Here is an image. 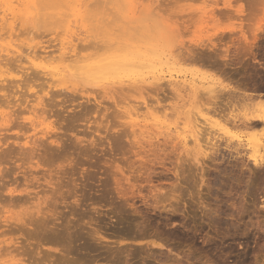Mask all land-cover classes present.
<instances>
[{"label":"rangeland","instance_id":"obj_1","mask_svg":"<svg viewBox=\"0 0 264 264\" xmlns=\"http://www.w3.org/2000/svg\"><path fill=\"white\" fill-rule=\"evenodd\" d=\"M70 1L35 0L29 20L21 18L17 20L12 40L8 38V35L5 40L3 39L7 27L0 21V26H4V29L0 31L3 39L0 59L11 64L17 61L15 67L8 64L10 68L13 67L14 76H8L9 78L6 79L8 81L2 82L3 86L8 82L5 88L10 84L16 86L11 81L12 78L19 82L18 80L25 79V76H34V74H36L34 84L41 83L37 87L34 85L35 88L29 89L28 92L27 88L25 89L26 84L22 83L24 79L19 82L20 85L14 81L19 87L9 86V89H4L0 94H8L10 100L14 98L18 100V103L21 100L20 103L23 105L21 108L27 103L23 101V98L34 99L32 97L34 92L43 94L45 101L41 104L44 105L40 104L37 107L50 110L48 113L46 110L45 117L48 116L47 122H52L54 126L47 136L58 137L59 140L49 148L50 140L39 132L38 137L44 138L45 146L47 144L48 146L35 147L39 149L38 153H35L36 159H32L34 165L32 168L24 163L27 162L29 155L24 157L25 165H22V159L18 161V164L24 168H19L17 162H14L17 157L23 156L18 155L19 153L17 157L15 155V158L14 154H11L13 159L10 161L6 158L7 161L4 162V158H0V203L8 195L3 184L18 176L20 177L18 181L21 178L23 181L25 171L26 175H30L29 179L35 177L32 183L36 181L34 182L36 187L46 184V176L47 180L53 176L54 180L51 179V181H55V187L58 188L55 194L57 196H54L56 200H52L56 204L52 202L50 204L52 206L49 205L48 216L41 217L50 224L36 217L37 220L50 226L51 233L45 230L46 224L38 225L36 219L33 224L29 221L28 223L25 220L26 216L24 218L23 214L20 215L23 202L7 203L4 207L0 204V211H3V213L0 212V264H125L126 258H129L130 264H189L190 262V264H216L218 261L219 264L226 262V264H232V262L241 264V260L242 264H264V227H262L264 225V167L260 166L261 169L255 165L248 157L246 150H244L245 154L240 156L237 153L236 149L241 147L236 144L247 137L246 133L228 125L229 134L224 135L223 131H218L216 134L219 139L218 143L216 138V153L213 149L209 151L208 156L202 154L204 157L194 144L191 145L190 141L185 144L181 138L176 140L173 134H170L171 137L166 135L173 131L174 136L177 137L178 130L182 127L188 125L186 129H189L191 123L189 116H193L190 115L191 112L197 111L200 104L202 107H210L212 99L207 94L210 90L214 92L219 90L218 94L222 93L219 96L221 98L217 99L218 105L221 101L222 107L217 106L222 113L217 111L215 115L212 111L207 116H211L222 125L227 124L219 113H242L240 106L237 108L224 106L228 97L226 92L229 89L240 93L244 91L243 93L249 95H256L259 90L257 95L261 91L264 95V0H151L153 4L149 2L150 0H144L140 3L139 12L134 16L128 14V5L125 0H90L79 21H76L72 15V10L68 6ZM144 3L146 6L142 7ZM149 6L150 10H145ZM68 24L73 27L74 37L83 38L89 35V38L83 41L75 39L76 44L79 43L77 51L80 55H92L91 57L96 58H92L93 60H99L102 55L106 57L109 54L124 53L127 50L121 51V48L130 46L127 49H139L145 54V63L152 61L154 67H143L135 75L122 74L103 81H87L81 77H75L76 71L69 67L67 78L70 80L68 82L70 86L54 87L56 90H62L61 96L60 94L59 96L57 94L58 97L54 94L51 96L52 93H47L48 91H45V95L39 91V88H41L40 85L48 83L44 86L48 90V78L39 72L40 67L32 66L36 68V71H30L31 64L24 58H27L33 49L38 51L40 48L41 51L46 45L51 50L58 49L56 52L53 51V54L56 53L55 57L57 54L59 56L61 39L67 35ZM6 42L14 44L15 52H11L12 55L9 53L10 56L7 51H1ZM249 43L252 45L249 47H253L252 51H248ZM98 45L101 48H97ZM119 46L120 48H116ZM108 47H113L115 50ZM153 49L163 50L165 53L159 58L153 53ZM17 55L23 58L20 59L21 62ZM11 60L14 61L11 62ZM22 70H28L26 73L30 74L25 73V75ZM43 77L46 78L44 81ZM71 82L76 84L73 85ZM54 88H49V92H54L51 91L55 90ZM24 90L27 98L23 94ZM144 100L153 105L152 111L156 117L158 114L160 117L162 113L159 111L162 108H168L166 112L168 111L169 121H166L164 117L158 120V117L153 115H147L150 120L145 117L143 121L142 117L146 112L142 113L138 119L141 120V125L145 122L153 125L156 132L165 130L163 134L152 135V137L135 134L139 126H133L131 119L124 112H126V106L132 103L133 106L134 103L135 106H141L140 111L144 112L146 110L142 103ZM168 106L171 109L177 108L179 111H170ZM153 108L159 111L155 112ZM192 108L194 111L191 110ZM187 111H191L189 115ZM27 113L25 112L24 115L29 116ZM123 115L124 118H122ZM185 116H188L187 119ZM173 117L175 119H172ZM10 126L13 128L0 130V137L11 136L7 143L12 147L15 145L14 139H18L14 136H19L18 142H20V140L24 141L25 132L33 134L32 129L28 128L29 124L27 128L14 127L13 123ZM0 127L7 126H2L0 121ZM127 127L130 133L126 130ZM123 131L126 132L123 133ZM220 133L222 135H219ZM8 144L2 146V149L7 148ZM172 145H175L174 148ZM15 147L19 150L18 143ZM243 149L242 147L241 151ZM51 154L53 155L50 156ZM39 155L41 157L38 158ZM241 158L248 159H243L245 165ZM36 162H41L38 168ZM2 170L6 173L1 172ZM176 175L179 176L176 177L177 181ZM1 178L4 180L2 181ZM39 178L40 181H38ZM173 181L176 182L177 189ZM58 183L62 185L58 186ZM154 184L156 186H153ZM39 189L40 187L36 190ZM174 191L176 195H173ZM158 193H161V196ZM209 218L213 220V223L215 221L217 226L215 223L213 225ZM34 224L38 225L37 227L41 226L43 231L40 228L41 232L37 228L35 230ZM64 227L70 232L64 230ZM51 228L53 231L63 229L60 230L63 233L57 231L53 234ZM67 232L71 233V236ZM231 247L233 248L230 249ZM65 249L69 253L72 252L74 256H80V253L82 255L85 252L84 257L88 256L87 258L91 261H86L85 258L84 261L79 259L69 263L54 258L55 253L59 255L61 251L65 252ZM114 256L115 259H113Z\"/></svg>","mask_w":264,"mask_h":264},{"label":"bare ground","instance_id":"obj_2","mask_svg":"<svg viewBox=\"0 0 264 264\" xmlns=\"http://www.w3.org/2000/svg\"><path fill=\"white\" fill-rule=\"evenodd\" d=\"M89 1L90 0H71L70 2H69V5L68 6H70V8H71V10H72V15L74 16V18L76 19V21H79L80 19H82V17H83V14H84V9H85V7L87 6V4L89 3ZM121 1V0H120ZM124 1V0H123ZM126 2H127V4L126 5H128V11H129V15H131V16H134L137 12H139V10H138V8L140 9V7H141V2H143L144 0H125ZM146 1V0H145ZM149 1V0H148ZM125 2V3H126ZM149 2H151V0L149 1ZM148 2V3H149ZM147 3V4H148ZM152 3V2H151ZM151 3H149L150 5H151ZM103 4V3H102ZM124 4V3H123ZM139 4H140V6H139ZM153 4V3H152ZM35 5V0H0V15H1V13H2V15H1V17H0V21H2V25H4L5 27H7V28H5V29H7V31H5L4 33H5V36H4V40L6 39L5 37L7 36L8 38H10L11 39V37L13 36V34H14V30L16 29V27H17V20L19 19V18H21V19H24V20H26V21H28L29 20V15L31 14V12H32V9H33V6ZM143 5L144 6H146V4L144 3V4H142V7H143ZM88 7V6H87ZM144 9V8H143ZM142 9V10H143ZM150 10V6L147 8V9H145V10ZM154 9V8H153ZM141 10V11H142ZM148 10V11H149ZM142 12H144V11H142ZM214 12V11H213ZM213 12H211L212 13V15H214L213 14ZM208 13V12H207ZM210 14V13H209ZM70 16V15H69ZM212 17H214V16H212ZM135 18V17H134ZM71 20V19H70ZM73 20V19H72ZM72 22V21H71ZM3 26V27H4ZM65 26V25H64ZM1 27V26H0ZM3 27H1L0 28V31L1 30H3L4 28ZM19 28V27H18ZM67 31V35L66 36H64V38H62L61 39V43H60V45H61V47L59 48V51L61 52V54H59V56H58V54H57V56H58V59H57V56L55 57V55H56V53H55V55L53 54L54 52L53 51H55L54 49L53 50H51L49 47H46V46H43V47H45V48H43L41 51H40V48L38 49V51H36V50H32L31 52H29V55L27 56V58H24L25 59V61L26 60H28V62L31 64V70L28 68V70H30V71H34L35 69L34 68H32V66H36V67H40V73H43V75H45L48 79V81H49V87H48V90L44 87L45 86V84H48V83H45L44 85L42 84V85H40L41 86V88H39V91H41L42 93H44L45 95H46V92L45 91H48L47 93H52V95L51 96H53V94L55 95V97L57 96V94H58V96H59V94H60V96H61V93H62V90H56L54 87H59V86H70V85H68V82H70V80L67 78V75H68V73H67V69L70 67V69L71 68H73L76 72H74L75 74V77H81V78H83L84 80H87V81H103V80H110L111 78H113V77H118V76H120V75H135V74H137V73H139V70L141 69V68H143V67H148V68H153L154 67V64L152 63V61H149L148 63H145V61H146V58H145V54L142 52V51H140L139 49H127L128 47L130 48V46H126V47H124L123 49L121 48V51H124V49H126L127 51L126 52H124V53H119V54H114V55H108V56H106V57H103V55H102V57H101V59H99V60H95L96 58L95 57H91L92 55H80L79 54V52L77 51V50H79V49H77V45H79V43L78 44H76V42H75V39H78V40H80V41H83V40H86V38H89L88 36L87 37H83V38H80L79 36L76 38V37H74V33H72L74 30H73V27L70 25V24H68V26H67V29H66ZM82 30V29H81ZM65 32V33H66ZM7 33V34H6ZM70 33V34H69ZM78 35H79V33H78ZM2 33H0V47L1 46H3V43H2ZM12 40V39H11ZM5 42V41H4ZM13 43H14V41H12ZM12 42H6V44L4 45V47L2 48V50L1 51H7V54L9 55V53H14L15 52V49H14V44L12 43ZM16 45V44H15ZM81 45V44H80ZM110 45V44H109ZM114 45V44H113ZM117 46H118V43L116 44ZM249 45H251L250 43L248 44V47H249ZM17 46V45H16ZM103 46V45H102ZM120 46H122V44L120 45ZM120 46L119 47H116V48H120ZM252 46V45H251ZM41 47V46H40ZM85 47H87V45L85 46ZM101 48V46L100 45H98L97 46V48ZM140 47V46H139ZM239 47V46H238ZM245 47V46H244ZM36 48V47H35ZM82 48V47H81ZM81 48H80V50H81ZM109 48V47H108ZM111 48V47H110ZM109 48V49H110ZM259 48V47H258ZM20 49V48H19ZM57 49V48H56ZM106 49V48H105ZM112 50H115V49H113V47L111 48ZM142 49V48H141ZM147 49V48H146ZM245 51H246V49H247V46H246V49L245 48H243ZM249 49V50H248ZM247 50L248 51H250L251 49H253V47H249ZM58 50V49H57ZM56 50V51H57ZM102 50V49H101ZM117 50V49H116ZM243 50V51H244ZM258 50V49H257ZM23 51V50H22ZM55 51V52H56ZM96 51H98V50H96ZM106 51H108L107 49H106ZM106 51H103V52H105L106 53ZM110 52H111V50H109ZM244 51V52H245ZM252 51V50H251ZM99 52V51H98ZM97 52V53H98ZM237 52V51H236ZM12 53H11V55H12ZM24 53V52H23ZM94 53H96V52H94ZM115 53H117V52H115ZM153 53L156 55V56H158L159 58H161L163 55H164V51L163 50H158V49H153ZM18 54V53H17ZM20 54V53H19ZM26 55V54H25ZM238 55V54H237ZM240 55V54H239ZM6 56V55H5ZM10 56V55H9ZM18 56V55H17ZM242 56V55H241ZM1 57V56H0ZM12 57V56H11ZM19 57V56H18ZM98 57V56H97ZM172 57V56H171ZM7 58H9L8 56H7ZM22 58V57H21ZM20 57H19V60L21 59ZM92 58H95L94 60L92 59ZM11 59V58H10ZM10 59H8L9 61H10ZM23 59V58H22ZM7 60V59H6ZM14 61V60H13ZM12 60H11V62H13ZM58 63H57V62ZM8 62V61H7ZM3 62L1 59H0V93H2V91L4 90V89H7L9 86H11V84L10 85H8V87H6L5 88V86L9 83H7V84H5V86H3V84H2V82H5V81H8V80H6V79H8L9 77L8 76H14L13 74V72H14V70H13V67L12 68H10L9 66L10 65H13L14 67H15V63L17 62V61H15V63L13 64H11L10 62ZM19 62V61H18ZM20 62H21V60H20ZM22 62H24V61H22ZM27 62V61H26ZM25 62V63H26ZM170 63H171V61H169ZM54 63H57V64H54ZM8 64H9V66H8ZM18 65H20V64H18ZM29 65V64H28ZM21 66V65H20ZM30 66V65H29ZM157 66V65H156ZM18 67V66H17ZM262 67H263V65H262ZM17 70V69H16ZM27 70V71H28ZM259 70V69H258ZM23 71V70H22ZM27 71H23L24 72V74L27 72ZM36 71V70H35ZM18 72V71H17ZM257 72V71H256ZM19 73V72H18ZM33 73V72H32ZM31 73V74H32ZM35 73V72H34ZM33 73V74H34ZM259 73V72H258ZM26 74H30V73H26ZM25 74V75H26ZM32 74V75H33ZM23 75V74H22ZM21 75V76H22ZM42 75V76H43ZM259 75V74H258ZM145 77V76H144ZM257 77V76H256ZM11 78V77H10ZM36 79V74H34V76H31V75H28L27 77L25 76V79L22 81V80H18L19 82L20 81H22V83L24 82L26 85H25V89L29 92L30 90L29 89H33V87L35 88V86L37 87L38 85H39V83H38V85H37V83H36V85L34 84L35 83V79ZM38 79H39V77H37ZM13 79V78H12ZM11 79V81H13V84L14 85H16V86H18L17 85V83L20 85V83L19 82H17L16 80H12ZM40 79H42V78H40ZM44 79H46L45 77H43V81H44ZM10 80V79H9ZM10 81V82H11ZM14 81H16L15 83H14ZM43 81H42V83H43ZM47 81V82H48ZM259 81V80H258ZM73 85L74 84H76V82H71ZM172 83V82H171ZM41 84V83H40ZM257 84V83H256ZM22 85H24V84H22ZM35 85V86H34ZM52 85V86H51ZM264 85V84H263ZM16 86H11L12 88L13 87H16ZM19 87V86H18ZM23 87V86H22ZM51 87H53L55 90H51V91H54V92H49V88L51 89ZM149 87V86H148ZM262 87V86H261ZM10 88V87H9ZM8 88V89H9ZM17 88V87H16ZM21 88V87H20ZM137 88V87H136ZM257 88V87H256ZM23 89V88H22ZM41 89V90H40ZM60 89V88H59ZM90 89V88H89ZM88 89V90H89ZM104 89V88H103ZM106 89V88H105ZM129 89V88H128ZM131 89V88H130ZM138 89V88H137ZM235 89V88H234ZM83 90V89H82ZM94 90V89H93ZM107 90H108V88H107ZM133 90V89H132ZM191 90V89H190ZM217 90V89H216ZM215 90V91H216ZM222 90V89H221ZM221 90H220V92H221ZM226 90V89H225ZM228 90V89H227ZM230 90V89H229ZM228 90V92H226L227 93V95L226 96H228L226 99V102L224 103V106L226 105L227 106V108H229V107H231V106H235V108H237V106H240V107H242L241 108V111H242V113L241 114H228V113H224V114H220V113H222L221 112V110L219 111L218 110V106L220 105V107H222L221 105L222 104H220V102H219V105L217 104L218 103V101H217V99H220L219 98V96H220V94H222V93H220V94H218V91H216V92H214V91H211L210 90V92H208L207 94H208V97L210 96V99H212V102L210 103V107H202V105L200 104L199 106H197V107H199V108H197V111H194L193 110V108L191 109V110H193L194 111V113H192L191 111V114L190 115H193V116H189L190 117V121H191V123H190V125H189V129H186L187 127H188V125H187V127H182V129H180V130H184L183 132L182 131H180V130H178L179 132H182V133H179L178 132V135H177V137L176 136H174V133H173V131L172 132H168V133H166V135H172L173 134V137L174 138H176V140H177V138H181V140L185 143V144H187L189 141H190V143H191V145L192 144H194L197 148H198V150H199V153L202 155V154H204V155H206V156H208L207 154L209 153V151H211V150H213V151H215V153H216V150L215 149H217L216 147H217V145H216V140L218 139L217 138V136H216V134H217V132L218 131H223V133H224V135L225 134H229V126L228 125H230L231 127H233V128H237V129H240V130H242V131H244L246 134V138L245 139H241V140H239V143L238 144H236V146L237 145H240L239 147H243L244 149H243V151H241V148L240 149H236V151H237V153L239 154V156H240V154H245V152H247L248 154H249V158L252 160V162L255 164V165H257V166H259V168H261L260 166H262V168L264 167V103H262V99H264L263 97H264V95L261 93V92H259V94L257 95V93H258V91H257V93H256V95H249V94H245V93H240L239 91V93L237 92V91H232V89L229 91ZM25 91V90H24ZM24 91H22V93L24 92ZM36 91L37 92H39L37 89H36ZM223 91V90H222ZM264 91V90H263ZM12 92V91H11ZM83 92H84V90H83ZM20 93V92H19ZM22 93H20V94H22ZM40 93V92H39ZM176 92H174V94H175ZM225 93V94H226ZM13 94V93H12ZM16 94V93H15ZM24 95L25 94H27L26 93V91L23 93ZM28 94H31V93H28ZM41 94V93H40ZM40 94H37L36 92H34V93H32V97H34V99H24L23 98V101H25V102H27L26 103V105H24V107L23 108H21L23 105L20 103V101H19V103H18V100H14V98L12 99V100H14V102L12 101V100H10V98H9V96H8V94H0V121H1V125L2 126H7V127H0V130H3V129H5V130H9V129H11V128H13V126H10V124L11 123H13V125H14V127L16 126V127H21V128H27L26 126H27V124H29V127L28 128H30V129H32V131H33V134H27V132H25L24 133V135H26L25 136V139H24V141L23 140H20V142H18L19 140V136H14L15 138H18V139H14V141H13V143H15V145L18 143V145H19V150L18 149H16V147H15V145H14V147H12L10 144H8L7 142H8V140H10V138H12L11 136H8V135H5L4 137H0V148H1V151H0V158H4L3 160H4V162L5 161H7L6 160V158L10 161V160H12L13 159V155L11 156V154H14V158H15V155H16V157H17V154L18 155H23L22 157H17L16 159H15V163L17 162V165H18V167L19 168H24V166L22 167V165H25L24 163H27L28 165H29V167H33L34 165L32 164L33 163V161H32V159H36L35 158V153L37 154L38 153V149H36L37 147H40V146H44V147H47L48 146V144L45 146V141H44V138L42 139V138H39L38 137V135H39V132L41 133V135L42 136H45V137H48L47 135L48 134H50L51 133V131L54 129V126H53V124H52V122H47V119H48V116L47 117H45V114H47L48 112H50V110L48 111L47 109H41V108H38L37 106L38 105H40L42 102L44 103V101L45 100H43L44 99V95L42 94V95H40ZM202 94V93H201ZM229 94V95H228ZM24 95H21V96H24ZM50 95V94H49ZM199 95V94H198ZM27 95H25V98H27L26 97ZM42 96H43V98H42ZM57 96V97H58ZM201 96V95H200ZM54 97V98H55ZM85 97H86V95H85ZM202 97V96H201ZM206 97H207V95H206ZM12 98V97H11ZM29 98V97H28ZM49 98H52V97H49ZM89 98H91V97H89ZM198 98V97H197ZM18 99V98H17ZM45 99H48V98H45ZM93 99V98H92ZM98 99V98H97ZM257 99H260L259 101H257ZM146 100V99H145ZM143 101L142 103L144 104L143 106H145V109L146 110H144V112L142 111H140L141 110V106H135V103H134V106L132 105V104H130V105H127L126 106V112H124V113H127L126 115L131 119V121H132V123H133V126L134 125H136V126H139V128H138V132H135V134L136 133H138V134H141V136L142 135H145L144 137H152V135H155V136H157L158 134L159 135H161V134H163V132H165V130L164 131H155V127L153 126V125H150V124H148V123H146L145 122V124H142L141 125V120H138V119H140V117L142 116V113L144 114L145 112V114L143 115V121L145 120L144 118L146 117L147 118V115H153V116H155L156 117V114L154 115L153 114V111H152V104L151 103H147L146 101ZM201 100V99H200ZM194 101V100H193ZM222 101H224V100H222ZM25 102H24V104H25ZM92 102V101H91ZM131 102V101H130ZM129 102V103H130ZM136 102V101H135ZM140 102V101H139ZM157 102V101H156ZM155 102V103H156ZM185 102V101H184ZM196 102V101H195ZM96 103V102H95ZM137 103H138V101H137ZM153 103V102H152ZM197 104H199V102H196ZM238 103V104H237ZM141 104V103H140ZM181 104V103H180ZM211 104H213V106L211 105ZM42 105H44V104H41V106ZM81 105V104H80ZM80 105H78V106H80ZM83 106L85 105V104H82ZM170 105V104H169ZM204 105V104H203ZM218 105V106H217ZM16 106H18L19 108L18 109H16L15 107ZM164 106V105H163ZM170 106H172V105H170ZM180 106V105H179ZM186 106V105H185ZM184 106V107H185ZM212 106V107H211ZM223 106V107H224ZM156 107V106H155ZM154 107V108H155ZM169 107V106H168ZM174 107V106H173ZM89 108V107H88ZM153 108V110H155V112L156 111H159V110H157V109H154ZM157 108V107H156ZM174 108H176V107H174ZM41 111V113H39L40 111ZM87 109V108H86ZM144 109V108H143ZM166 109H168V108H166ZM166 109H165V107H164V109L162 108V110L161 111H159V112H161L162 114L160 115V117H159V114L157 115V119L158 120H161L160 118L161 117H164V118H166L167 119V117L169 118V115H168V111L166 112ZM169 109H170V111L171 110H178L177 108L176 109H171L170 107H169ZM190 109V108H189ZM46 110H47V113H45L46 112ZM182 110V109H181ZM222 110L224 111V109L222 108ZM79 111V110H78ZM96 111V110H95ZM119 111V110H118ZM117 111V112H118ZM122 111V110H121ZM120 111V112H121ZM173 111H172V113H173ZM179 111V110H178ZM212 111H214V113H215V115H216V112L218 111V112H220L219 113V116L221 115V117H222V119H223V121H225V124H227V125H222L219 121H215V119L213 120L212 119V117L210 116V117H208L207 115L208 114H210V113H212ZM25 112H28L27 114H29V116H25L24 114H25ZM188 112V111H187ZM187 112H185V113H187ZM190 112H188L187 114L189 115V113ZM217 112V113H218ZM177 112H175V114H176ZM183 113V112H182ZM86 114H88L87 112H86ZM117 114V113H116ZM118 114H119V112H118ZM120 114H123V113H120ZM70 115V114H69ZM83 115V114H82ZM81 115V116H82ZM212 115V114H211ZM215 115H213V116H215ZM218 115V114H217ZM50 116V115H49ZM117 116V115H116ZM172 116V115H171ZM173 116H175V115H173ZM72 117V116H71ZM120 117V116H119ZM122 117V116H121ZM125 116L123 115V117L122 118H124ZM186 117H188V116H185V118ZM73 118H74V116H73ZM76 118V117H75ZM84 118V117H83ZM178 118V117H177ZM219 118V117H218ZM71 119V118H70ZM85 119V118H84ZM127 119V118H126ZM148 119V118H147ZM152 119L154 120V118L152 117ZM166 119H164V120H166ZM172 119H175L174 117L172 118ZM179 119V118H178ZM182 119H183V117H182ZM187 119V118H186ZM189 119V118H188ZM71 120H73V119H71ZM75 120V119H74ZM148 120H150V118L148 119ZM148 120H146V121H148ZM157 120V121H158ZM166 121H169L168 119L166 120ZM171 121H173V120H171ZM184 121H185V119H184ZM189 121V120H188ZM188 121H186V122H188ZM222 121V122H223ZM129 122V121H128ZM160 123H161V121H159ZM175 122V121H174ZM53 123H54V121H53ZM126 123V122H125ZM181 123V122H180ZM180 123H179V125H180ZM55 124V123H54ZM127 124V123H126ZM154 124V123H153ZM156 124V123H155ZM178 124V123H177ZM73 125V124H72ZM125 125V124H124ZM129 125V124H128ZM175 125V124H174ZM178 125V126H179ZM56 126V125H55ZM126 126V125H125ZM129 126H131V124L129 125ZM157 126V125H156ZM177 126V127H178ZM69 127H70V125H69ZM72 127H74V125L72 126ZM71 127V128H72ZM152 127V128H151ZM180 127V126H179ZM216 127H218V129L216 128ZM61 128V127H60ZM128 128V127H127ZM136 128V129H137ZM181 128V127H180ZM184 128V129H183ZM232 128V129H233ZM70 129V128H69ZM140 129V130H139ZM158 129V128H157ZM176 129V128H175ZM26 130H29V129H26ZM61 130V129H60ZM126 130H128V132H129V128L128 129H126ZM158 130H160V129H158ZM173 130V129H172ZM132 131V130H131ZM139 131H140V133H139ZM175 132H176V130H174ZM233 131V130H232ZM124 132H126V131H123V133ZM31 133V132H30ZM59 133V132H58ZM130 133V132H129ZM133 134H134V132H132ZM177 133V132H176ZM176 133H175V135H176ZM57 134V132L55 133V135ZM181 134L183 135V137L181 136ZM165 135V133H164V136H166ZM171 135H170V137H171ZM219 135H222L221 133L219 134ZM181 136V137H180ZM129 137H131V139H132V136L131 135H129ZM139 137H140V135H139ZM167 137V136H166ZM173 138V139H174ZM217 138V139H216ZM46 139H48V140H50V144H49V148H50V146L53 144V143H57L59 140H58V137H56V138H53L52 136H50V137H48V138H46ZM2 140H4V142H2ZM229 140H230V138H229ZM21 141H23V142H21ZM145 141H149V140H145ZM167 141V140H166ZM173 141V140H172ZM192 141V142H191ZM219 141V139L217 140V142ZM72 142H73V140H72ZM77 142V141H76ZM10 143V142H9ZM136 143V146H137V142H135ZM134 143V144H135ZM143 143H144V141H143ZM159 143V142H158ZM158 143H156V144H158ZM175 143V142H174ZM177 143V142H176ZM219 143V142H218ZM217 143V144H218ZM6 144H8L9 146H7V148H3L2 149V146H5ZM145 144H146V142H145ZM164 144V143H163ZM228 143H226V145H227ZM230 144V143H229ZM233 144V143H232ZM158 145H160V144H158ZM162 145V144H161ZM184 145V144H183ZM193 145V146H194ZM221 145V144H220ZM220 145H218V146H220ZM235 145V144H234ZM141 146V145H140ZM148 146V145H147ZM151 146V145H150ZM149 146V147H150ZM173 146V145H172ZM175 146V145H174ZM174 146H173V148H174ZM178 146H179V143H178ZM216 146V147H215ZM228 146V145H227ZM235 146V147H236ZM36 147V148H35ZM59 148H60V146H58ZM152 147V146H151ZM186 147V146H185ZM230 147H231V145H230ZM53 148V147H52ZM138 148V147H137ZM157 148V147H156ZM168 148V147H167ZM166 148V149H167ZM176 148V147H175ZM234 148V147H233ZM47 149V148H46ZM64 149V148H63ZM66 149V148H65ZM140 149V148H139ZM142 149V148H141ZM158 149H160V148H158ZM164 149V148H163ZM19 152H18V151ZM52 150V149H51ZM50 150V151H51ZM59 150V149H58ZM153 150H154V148H153ZM156 150V149H155ZM161 150V149H160ZM178 150V149H177ZM196 150V149H195ZM244 150H246L245 152H244ZM37 151V152H36ZM49 151V150H48ZM54 151V150H53ZM56 151V150H55ZM165 151V150H164ZM176 151V150H175ZM213 151H212V153H213ZM235 151V150H234ZM16 154H15V153ZM20 152H21V154H20ZM42 152V151H41ZM52 152V151H51ZM50 152V153H51ZM145 152V151H144ZM197 152V151H196ZM244 152V153H243ZM42 153H44L45 154V152H42ZM47 153V152H46ZM60 153V152H59ZM164 153V152H163ZM174 153V152H173ZM246 153V154H247ZM57 154V153H56ZM237 154V155H238ZM26 155H29V156H27V157H29L28 159H29V161H28V159H27V157H26V159H27V162H24V161H26L25 159H24V157L26 156ZM43 155V154H42ZM53 154H51L50 156H52ZM139 155V154H138ZM152 155V154H151ZM199 155V154H198ZM216 155V154H215ZM147 156V155H146ZM203 156V155H202ZM243 156V155H242ZM8 157H10V159L8 158ZM12 157V158H11ZM39 157H41L40 155L38 156V158ZM179 157V156H178ZM194 157V156H193ZM200 157V156H199ZM204 157V156H203ZM210 157V156H209ZM208 157V158H209ZM237 157V156H236ZM46 158V157H45ZM206 158V157H205ZM247 158V157H246ZM246 158H243V159H246ZM22 159V165L21 164H18L20 161L19 160H21ZM183 159V158H182ZM181 159V160H182ZM211 159H212V157H211ZM242 159V158H241ZM243 159H242V162L244 163V161H243ZM200 160V159H199ZM246 160H248V159H246ZM19 161V162H18ZM36 161H38V160H36ZM241 161V160H240ZM24 162V163H23ZM7 163V162H6ZM11 163H13V162H11ZM40 163L41 162H36L35 164H36V167L38 168L39 166H40ZM246 163H248V161L246 162ZM252 163V164H253ZM181 164V163H180ZM190 164V163H189ZM1 165V164H0ZM27 165V166H28ZM244 165H245V163H244ZM179 167V166H178ZM256 167V166H255ZM6 168V167H5ZM27 168V167H26ZM261 168V169H262ZM2 169H4V168H2ZM10 169H11V166H10ZM29 169V168H28ZM173 169V168H172ZM171 169V170H172ZM182 169V168H181ZM14 170H16V169H14ZM43 170V169H42ZM170 170V169H169ZM174 170H175V168H174ZM264 170V169H263ZM6 171H8L7 169H6ZM6 171H1V172H5L6 173ZM176 172H178L177 170H175ZM43 172V171H42ZM46 172V171H45ZM50 172V171H49ZM26 171H25V174H24V176H25V178H24V180L22 181L21 179H23V178H21L20 179V181H18V179L20 178L19 176H18V178H16V177H12L13 178V180H9L7 183L5 182L4 184H3V186L5 187V191H7V197H5L2 201L3 202H1L0 204H1V206L2 207H4V205H6L7 203H12V202H23V205L21 206V211L19 212L20 213V215L21 214H23L22 216L25 218V216H26V218H25V220H27V222L29 221L31 224H33V222L35 221V219H36V221H38L36 224H38V225H41L42 223L43 224H50V223H48V222H46L45 220H44V218H42L41 219V217L43 216H45V215H47V213L49 214V208H50V206H52V205H50L52 202L54 203V204H56L54 201L56 200V197H55V199H54V196H57V195H55L57 192V190L56 189H58L57 187H55V181H51V179H53L54 180V178H53V176H51V179H49V180H47V176H46V179H45V185H46V187H45V185L43 184V183H41V184H43L44 185V187H41V186H43V185H37V187H36V181H34L33 183H32V180L33 179H35V177L33 178V179H29V177H30V175L28 176V175H26ZM28 173H30V172H28ZM41 173V172H40ZM58 173V172H57ZM179 173V172H178ZM185 173H186V171H185ZM10 174V173H9ZM55 174V173H54ZM161 174V173H160ZM182 174V173H181ZM35 175V174H34ZM44 175H45V173H44ZM48 175V174H47ZM51 175V174H50ZM166 175H168V174H166ZM177 175H179V174H177ZM177 175L175 176V180L179 177H177ZM185 175V174H184ZM55 176V175H54ZM165 176V175H164ZM169 176V175H168ZM37 177V176H36ZM38 177H40V176H38ZM162 177V176H161ZM161 177H160V179H161ZM177 177V178H176ZM5 178V177H4ZM4 178L2 179V181L4 180ZM49 178V177H48ZM60 178V177H59ZM58 178V179H59ZM62 178V177H61ZM171 178V177H170ZM169 178V179H170ZM57 179V180H58ZM166 179V178H165ZM168 179V178H167ZM184 179V178H183ZM164 180V179H163ZM162 180V181H163ZM179 180H181V179H179ZM38 181H40V178L38 179ZM60 181V180H59ZM161 181V182H162ZM177 181V180H176ZM165 182V181H164ZM164 182H163V184H164ZM181 182V181H180ZM31 183V184H30ZM38 183V182H37ZM63 183V182H62ZM62 183L60 184V183H58V186H59V184H60V186L62 185ZM173 184H174V187L176 186L175 184H176V182L174 183V181L172 182ZM39 184V183H38ZM0 185H1V183H0ZM35 185V186H34ZM164 185H166V184H164ZM32 186H34L33 188H32ZM153 186H156V184H154ZM157 186H158V184H157ZM171 186H173V185H171ZM1 187V186H0ZM40 187V189L39 190H36V189H38ZM177 187V186H176ZM175 187V189H177ZM155 188V187H154ZM162 187H160V189H161ZM171 188V187H170ZM61 189V188H60ZM150 189V188H149ZM32 191H35V192H32ZM61 191V190H60ZM59 191V192H60ZM151 191V190H150ZM155 191V190H154ZM157 191V190H156ZM159 191V190H158ZM4 192V191H3ZM2 192V193H3ZM41 192H42V194H41ZM160 192V191H159ZM175 192V194H173V195H176V191H174ZM34 193V194H33ZM170 193V192H169ZM172 193H173V190H172ZM172 193H170L171 195H172ZM157 194V193H156ZM159 194V193H158ZM161 194V193H160ZM159 194V195H160ZM153 195V194H152ZM156 196V195H155ZM161 196V195H160ZM176 197V196H175ZM173 198V197H172ZM159 199H161L160 197H159ZM174 199V198H173ZM52 200H54V201H52ZM162 200H163V198H162ZM175 201H177V200H175ZM171 202V201H170ZM178 202V201H177ZM2 203H4V204H2ZM166 203H167V201H166ZM53 204V205H54ZM157 204V203H156ZM174 204V203H173ZM50 205V206H49ZM163 205V204H162ZM159 206H161V205H159ZM158 206V207H159ZM166 206V205H165ZM168 208V207H167ZM9 211V210H8ZM0 212H2L3 213V211H0ZM7 212V211H6ZM5 212V213H6ZM223 215V214H222ZM48 216V215H47ZM39 218V219H41V220H44V222H46V223H44L43 221H41V220H37V218ZM22 218V217H21ZM215 218H216V216H215ZM220 218V217H219ZM218 218V219H219ZM45 219H47V217L45 218ZM210 220H212L211 218H209ZM168 220V219H167ZM216 220H217V218H216ZM221 220H222V218H221ZM240 220V219H239ZM238 220V221H239ZM22 221V220H21ZM41 221V222H40ZM25 222V221H24ZM28 222V223H29ZM210 222V221H209ZM219 222H220V220H219ZM224 222V221H223ZM23 223V222H22ZM21 223V224H22ZM194 223V222H193ZM212 223H213V220H212ZM211 223V224H212ZM214 223H215V221H214ZM214 223H213V225H214ZM220 223H222V222H220ZM219 223V224H220ZM234 223V222H233ZM240 223V222H239ZM20 224V225H21ZM25 224H27V223H25ZM30 224V225H31ZM42 224V225H43ZM47 224L46 225H44L45 227H47V229L45 228V230H47L48 231V233L50 232L49 230H50V226L48 227L47 226ZM186 224V223H185ZM216 224V226H217V223H215ZM227 224V223H226ZM230 224V223H229ZM244 224V223H243ZM246 224V223H245ZM249 224V223H248ZM247 224V225H248ZM38 225H35L34 224V228H35V230H36V228L38 229V231H40L39 230V228L41 227H37ZM183 225V224H182ZM232 225V224H231ZM253 225V224H252ZM259 225V224H258ZM11 226V225H10ZM23 226V225H22ZM22 226H21V228H22ZM36 226V227H35ZM43 226V227H44ZM221 226V225H220ZM228 226V225H227ZM236 226V225H235ZM246 226V225H245ZM251 226V225H250ZM249 226V227H250ZM253 226H255V225H253ZM253 226L251 227V228H253ZM231 227H234V226H231ZM256 227V226H255ZM258 227V226H257ZM262 227H264V225H262ZM49 228V229H48ZM186 228V227H185ZM188 228V227H187ZM201 228H203V227H201ZM217 228V227H216ZM227 229H228V227H226ZM230 228V227H229ZM247 228V227H246ZM41 230H42V228H40ZM237 229V228H236ZM240 229V228H239ZM34 230V229H33ZM51 230H52V232H53V234H55V232L57 233V231L55 230V231H53V228H51ZM60 230H63V229H60ZM58 231V233L59 232H61V234L63 233V231ZM64 230H67V231H69L70 232V230H68V229H66L65 227H64ZM188 230V229H187ZM259 230V229H258ZM43 231V230H42ZM229 231V230H228ZM237 231V230H236ZM240 231V230H239ZM257 231V230H256ZM34 232V231H33ZM41 232V231H40ZM69 232H67L70 236H71V233H69ZM232 232H233V230H232ZM235 232V231H234ZM244 232H245V230H244ZM244 232H242V233H244ZM45 233H47V232H45ZM51 233V232H50ZM180 233V232H179ZM178 233V234H179ZM177 234V235H178ZM194 234H196V233H194ZM227 234V233H226ZM238 234V233H237ZM56 235H58V234H56ZM224 235V234H223ZM230 235V234H229ZM52 236V235H51ZM60 236V235H59ZM68 236V235H67ZM69 236V237H70ZM227 236H228V234H227ZM49 237V236H48ZM56 237V236H55ZM64 237H66V236H64ZM64 237H62V238H64ZM196 237V236H195ZM223 237V236H222ZM54 238V237H53ZM193 238V237H192ZM213 238V237H212ZM219 238V237H218ZM224 238V237H223ZM222 238V239H223ZM58 239V238H57ZM60 239H61V236H60ZM195 239V238H194ZM208 239V238H207ZM220 239H221V237H220ZM49 240H52V239H49ZM54 240V239H53ZM56 240V239H55ZM63 239H61V241H62ZM206 240V239H205ZM213 242V241H212ZM215 242H217V240L215 241ZM160 243V242H159ZM225 243V242H224ZM229 244H231V242L229 243ZM233 244V243H232ZM241 244V243H240ZM206 245V244H205ZM230 246V245H229ZM224 247V246H223ZM227 248H229V247H227ZM233 247H231L230 249H232ZM120 250H121V248H119ZM108 250V249H107ZM228 250V249H227ZM68 251H72V250H68ZM224 251V250H223ZM62 252V251H61ZM60 252V254L59 255H56V254H58V253H55L54 254V258H58L59 260H62V261H64V262H69V263H72V262H75L76 260H82L83 259V261H84V259L86 260V261H91V259L89 260L88 258V256L87 255H85V256H87V257H84V254H86L85 252H84V254H82L81 255V253H80V256H83V257H80V256H74V255H72V252L71 253H69V252H67L66 251V249H65V252H62L61 253ZM105 252V251H104ZM111 252V251H110ZM152 252V251H151ZM231 252V251H230ZM83 253V252H82ZM100 253V252H99ZM162 253H165V252H162ZM103 254V253H102ZM156 254V253H155ZM154 254V255H155ZM226 254H228V253H226ZM240 254V253H239ZM50 255H53V254H51L50 253ZM92 255V254H91ZM97 255V254H96ZM116 255V254H115ZM245 255H247L246 253H245ZM90 256V255H89ZM117 256V255H116ZM124 256H127V255H124ZM167 256V255H166ZM99 257V256H98ZM162 257V256H161ZM92 258V257H91ZM94 258H96V257H94ZM116 257L114 256L113 257V259H115ZM210 258V257H209ZM219 258V257H218ZM97 259V258H96ZM127 259V260H126ZM125 259V264H130L129 262V258H126ZM214 259V258H213ZM224 259V258H223ZM241 259H242V257H241ZM208 260V259H207ZM207 260H205V262L207 261ZM211 260V259H210ZM200 261V260H199ZM209 261V260H208ZM212 261V260H211ZM215 261V260H214ZM221 261V260H220ZM219 262V261H218ZM217 262V263H218ZM224 262V261H223ZM239 262H240V260H239ZM245 262V261H244ZM191 263V262H190ZM189 263V264H190ZM215 263V262H214ZM216 263V264H217ZM227 263V262H226ZM226 263H224V264H226ZM251 263V262H250ZM106 264V263H105ZM203 264V263H202ZM205 264V263H204ZM208 264V263H207ZM213 264V263H212ZM219 264V263H218ZM222 264V263H221ZM232 264H233V262H232ZM235 264V263H234ZM240 264V263H239ZM241 264H242V260H241ZM243 264H246V263H243ZM254 264V263H253Z\"/></svg>","mask_w":264,"mask_h":264}]
</instances>
